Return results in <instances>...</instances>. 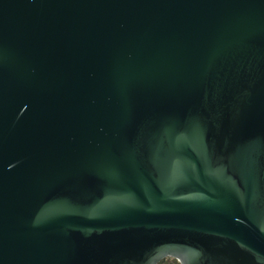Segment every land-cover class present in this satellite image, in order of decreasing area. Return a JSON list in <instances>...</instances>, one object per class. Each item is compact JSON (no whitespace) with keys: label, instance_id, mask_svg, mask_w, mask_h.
Here are the masks:
<instances>
[{"label":"water","instance_id":"obj_1","mask_svg":"<svg viewBox=\"0 0 264 264\" xmlns=\"http://www.w3.org/2000/svg\"><path fill=\"white\" fill-rule=\"evenodd\" d=\"M264 264V0H0V264Z\"/></svg>","mask_w":264,"mask_h":264},{"label":"trees","instance_id":"obj_2","mask_svg":"<svg viewBox=\"0 0 264 264\" xmlns=\"http://www.w3.org/2000/svg\"><path fill=\"white\" fill-rule=\"evenodd\" d=\"M178 264H180V263L178 262Z\"/></svg>","mask_w":264,"mask_h":264}]
</instances>
